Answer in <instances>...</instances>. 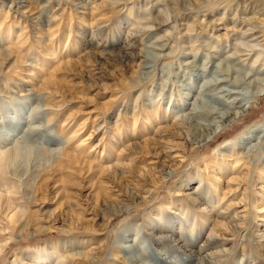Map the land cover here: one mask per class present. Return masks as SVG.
<instances>
[{"label": "rangeland", "instance_id": "1", "mask_svg": "<svg viewBox=\"0 0 264 264\" xmlns=\"http://www.w3.org/2000/svg\"><path fill=\"white\" fill-rule=\"evenodd\" d=\"M256 78L264 0H0V264H264Z\"/></svg>", "mask_w": 264, "mask_h": 264}, {"label": "bare ground", "instance_id": "2", "mask_svg": "<svg viewBox=\"0 0 264 264\" xmlns=\"http://www.w3.org/2000/svg\"><path fill=\"white\" fill-rule=\"evenodd\" d=\"M23 1V0H22ZM20 2V1H19ZM18 2V3H19ZM20 4V3H19ZM16 6V5H15ZM19 7V5L17 6ZM259 13V12H258ZM168 19V18H167ZM125 47V46H124ZM252 47H254L252 45ZM148 53L150 54L151 51L148 50ZM143 55V54H141ZM140 55V56H141ZM142 57V56H141ZM159 59V56L158 55H155L153 53H151L150 55L146 54V50H145V55L143 56V59L141 60V64H140V69H146L148 67H150V65H148L150 62H154L155 60ZM221 61V60H219ZM219 63V62H218ZM214 64H211V66H213ZM220 64H217L216 66H214V70L212 71L214 74H216L215 76L212 77V81L211 79L209 81H207L206 83H204L202 86V89L205 90V89H210V86L211 85H214V88H216V92L213 93V92H210V93H207L206 96H208L210 99L212 100H218V101H223V96L224 95H228V98H232V100H229L228 98L226 100H224V103H227V109L229 111V109H231V107L233 105H236L239 107L240 103H242L244 100L248 101L249 99V96H246V94L242 93L240 90H237L236 88L238 86H241L243 84V82L241 81V79L239 78H233L231 81L229 79V75H230V72L232 69H228L227 67L224 68V70H222L220 67H219ZM202 70L203 71H206V67H202ZM211 72V73H212ZM219 76V77H218ZM264 80L262 78H256L255 79V83L256 84H260L261 82H263ZM242 82V83H241ZM251 83V82H250ZM249 83V84H250ZM225 86H231L232 89H227ZM192 89V88H191ZM257 91V90H256ZM220 93H223L224 95L220 94ZM187 97L189 96V92H186V94L184 95V97ZM194 102H192V108L190 109L189 112L187 113H183L181 114L180 116V121L185 124L187 127L189 128H193L195 130H197V128H199V126H202V128H200V132L201 133H204L205 135L207 136H213L214 134L218 133L216 131L220 129H222V125H219V124H216L214 122H209L207 124H203V122H199V121H196V118L197 117H207L208 114H216V117L219 119L218 121L216 120V122H220V123H230L231 121H233L234 119H238L241 114L238 112H232V115H229V114H226V110L225 112H222V111H215L213 109L211 110H207L208 112L206 113H203V110H202V105H204V101L203 99H200L199 97L195 96V99H193ZM241 109V108H240ZM242 113V112H241ZM35 114V113H34ZM32 117V116H31ZM36 119V118H35ZM197 127V128H196ZM252 131V130H251ZM41 132L40 128L39 127H29L28 130H27V134H37ZM240 136H238L239 138ZM241 137H243L241 135ZM247 138V137H245ZM47 141V140H46ZM227 141L223 144V146H226L227 145ZM50 153L52 151H49ZM193 192V191H192ZM128 251H130V247L131 246H124ZM131 252V251H130ZM198 252V251H196ZM190 255H192V258H197L195 257L194 253H191ZM197 255V254H196ZM194 256V257H193ZM199 258V257H198ZM127 263H133V262H137L138 261V257L137 256H134V255H130L128 256L127 258ZM170 262V261H169ZM200 264L201 263V260L199 261Z\"/></svg>", "mask_w": 264, "mask_h": 264}]
</instances>
